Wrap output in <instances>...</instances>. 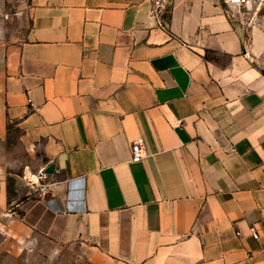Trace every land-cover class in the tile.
Returning <instances> with one entry per match:
<instances>
[{
  "label": "crops",
  "instance_id": "0c3cea01",
  "mask_svg": "<svg viewBox=\"0 0 264 264\" xmlns=\"http://www.w3.org/2000/svg\"><path fill=\"white\" fill-rule=\"evenodd\" d=\"M25 2L2 99L49 193L21 227L88 264H264V0Z\"/></svg>",
  "mask_w": 264,
  "mask_h": 264
},
{
  "label": "rangeland",
  "instance_id": "374dc122",
  "mask_svg": "<svg viewBox=\"0 0 264 264\" xmlns=\"http://www.w3.org/2000/svg\"><path fill=\"white\" fill-rule=\"evenodd\" d=\"M25 0H0V264H88L76 246L62 245L21 227L18 204L37 195L29 182L44 162L39 144L6 115L2 99L6 47L24 41L29 30Z\"/></svg>",
  "mask_w": 264,
  "mask_h": 264
},
{
  "label": "built area",
  "instance_id": "2783aa9c",
  "mask_svg": "<svg viewBox=\"0 0 264 264\" xmlns=\"http://www.w3.org/2000/svg\"><path fill=\"white\" fill-rule=\"evenodd\" d=\"M151 5V12L156 16L161 24H163V14L169 13L172 8V0H148ZM228 6L243 8L248 7L252 0H225ZM178 124H182V120L178 121ZM145 155L142 142L136 141L132 145L131 161L140 162ZM31 185L42 194L49 193V184L47 183V173L44 168H40L34 175L29 177ZM252 233L256 235L255 228H252Z\"/></svg>",
  "mask_w": 264,
  "mask_h": 264
}]
</instances>
